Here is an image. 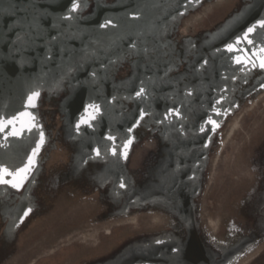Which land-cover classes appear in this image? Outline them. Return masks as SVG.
<instances>
[{
    "label": "rangeland",
    "instance_id": "rangeland-1",
    "mask_svg": "<svg viewBox=\"0 0 264 264\" xmlns=\"http://www.w3.org/2000/svg\"><path fill=\"white\" fill-rule=\"evenodd\" d=\"M71 3L0 0V264H264V0Z\"/></svg>",
    "mask_w": 264,
    "mask_h": 264
},
{
    "label": "snow or ice",
    "instance_id": "snow-or-ice-1",
    "mask_svg": "<svg viewBox=\"0 0 264 264\" xmlns=\"http://www.w3.org/2000/svg\"><path fill=\"white\" fill-rule=\"evenodd\" d=\"M83 2L84 0H72L71 8L69 10V15L64 16L63 19H66V20L75 19L76 17L73 16L72 14L77 13L80 10V8L83 5ZM199 2L200 0H188L189 5L199 3ZM181 15H183V13H181ZM133 18H137V17L134 16ZM110 24H111V21L106 20L104 23L100 24V27L105 28V27H108ZM111 26L115 27V25H111ZM257 29H264V18L258 19L254 24L247 27V29L243 32V37L242 38L237 37L236 45H239L241 43V40L243 39L244 41L247 42L248 45L256 47V45L254 44V41L250 39V35L255 33ZM226 49L228 52H232L234 50V45L229 43L226 45ZM257 51L260 54H262L259 57V60H260L259 67L264 69V47H258ZM256 55H257V52H252V56H256ZM248 62H249L248 60L244 61V63H248ZM236 63L238 64L241 63L240 58L236 59ZM256 66H257L256 63L252 62V67H256ZM262 87H264V85H262ZM145 91L146 89L141 87L140 90L136 92V96L137 97L143 96L145 94ZM39 95L40 93L38 91L32 92L27 98L26 107L27 106H31L33 108L36 107L35 100L39 97ZM89 109L92 110L91 113H89ZM99 111H100V106L98 104L86 105L84 108V112L88 114L87 119L85 118L84 115L80 117L79 122L76 124L77 131H79L81 125H84V124H87L88 127H92V124L90 123V121L96 119V114H98ZM172 114L173 113L170 111L169 115H172ZM177 114H178V110H177ZM24 115L29 116L30 120L33 122V123H29L28 125H26V127L28 128V131H31L32 128L37 127V125L34 123L35 116H33L31 113H28V112L20 113V116H24ZM145 115H146L145 111L141 109L140 119L136 121V123L132 126V128H135L140 123V121L144 118ZM165 119H168V116H165ZM17 120H18L17 116H12L10 118H5V117L0 116V133H4L5 129L11 126V130L8 131L4 136L5 141H7L9 136L19 137L21 135V132L24 130V126H22L19 129L16 128L15 125H16ZM209 122L213 123V125L215 126V122L213 121H209ZM132 128H129L128 131L131 132ZM201 131H204L203 127L201 128ZM40 137H41L40 141L36 144V147L32 149V154L28 156L27 163H25L23 167L16 168L14 171H10L6 167H0V185H10L12 188L17 189V190H19L24 185L25 181L28 180L29 176L32 174V169L35 167V157L41 147V144L44 141L43 132L40 133ZM108 139L112 140L114 138L109 136ZM131 143L132 141L131 139H129L127 143H125L124 147L127 148ZM96 155L97 156L100 155L99 150L96 151ZM113 155H116L115 149H113ZM124 155L126 156V153ZM6 176H10L12 177V179L11 180L5 179ZM120 187L121 188L125 187V184L121 182ZM30 212H31V208L24 211L23 217H21L20 219L23 220V218L27 217ZM157 243H160V241H157ZM173 251H176V249H173Z\"/></svg>",
    "mask_w": 264,
    "mask_h": 264
},
{
    "label": "bare ground",
    "instance_id": "bare-ground-1",
    "mask_svg": "<svg viewBox=\"0 0 264 264\" xmlns=\"http://www.w3.org/2000/svg\"><path fill=\"white\" fill-rule=\"evenodd\" d=\"M147 264H150V263H147Z\"/></svg>",
    "mask_w": 264,
    "mask_h": 264
}]
</instances>
